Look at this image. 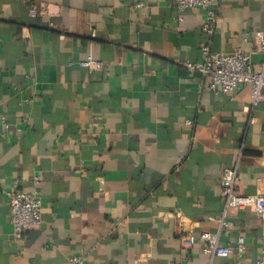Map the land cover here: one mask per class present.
<instances>
[{
    "label": "crops",
    "instance_id": "crops-1",
    "mask_svg": "<svg viewBox=\"0 0 264 264\" xmlns=\"http://www.w3.org/2000/svg\"><path fill=\"white\" fill-rule=\"evenodd\" d=\"M177 2L0 0V264H70L74 255L86 264H239L261 255L252 207L231 208L234 224L220 235L232 248L245 236L242 256L204 253L200 233L220 228L225 167L238 166V192L264 193V100L253 107L247 84L208 90L187 62L202 59L205 44L251 48L264 32V0H220L213 33L204 8L181 12ZM90 53L103 68L70 64ZM263 57L253 55L256 68ZM35 176L44 223L16 240L7 192L16 182L35 188ZM177 214L191 220L192 248Z\"/></svg>",
    "mask_w": 264,
    "mask_h": 264
},
{
    "label": "built area",
    "instance_id": "built-area-1",
    "mask_svg": "<svg viewBox=\"0 0 264 264\" xmlns=\"http://www.w3.org/2000/svg\"><path fill=\"white\" fill-rule=\"evenodd\" d=\"M144 2H139V5H144ZM220 0H178L177 6L181 12L190 10L195 7H202L206 12V20L203 28L213 33L216 30L219 19ZM31 14L38 12L36 4L30 6ZM245 40L247 38L245 37ZM203 57L195 62H187L190 71L193 73L199 71L205 77V88L211 91H232L239 88L243 84L250 85L253 89L254 100L252 106H257L264 100V57L260 61L259 68L253 61L254 54L264 55V32L256 30V40L251 48L243 46L236 48L231 52H220L212 50L207 44L202 46ZM70 64H79L92 68H103L104 62L90 53L85 59L70 61ZM3 121L6 124V117L3 116ZM186 123L193 124V119L188 118ZM238 177V166L225 167L222 174V194L225 197V207L218 220L220 228L217 231H202L201 239L204 241L203 252L213 256H230L236 252L242 256L247 249L245 236L241 235L238 238V244L235 248L220 244V235L222 231L227 232L234 224L229 219V210L231 208H246L252 207L257 212L262 220L264 232V193L243 194L236 189V180ZM40 182L39 176L34 177L35 188L26 190L17 187V182L14 188L8 190L10 206V220L14 226L13 237L16 240L25 238L27 233L33 228L43 225V201L38 190ZM178 229L177 233L183 244L187 248H192L197 240V235L194 228L191 227V220L182 214H177ZM211 218H216L211 216ZM70 264H86L82 256L74 255L69 259ZM211 264H220L212 262ZM231 264V263H225ZM239 264H264V249L256 259H242Z\"/></svg>",
    "mask_w": 264,
    "mask_h": 264
}]
</instances>
